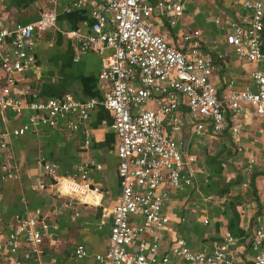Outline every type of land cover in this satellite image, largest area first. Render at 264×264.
I'll return each mask as SVG.
<instances>
[{
    "label": "crops",
    "instance_id": "crops-1",
    "mask_svg": "<svg viewBox=\"0 0 264 264\" xmlns=\"http://www.w3.org/2000/svg\"><path fill=\"white\" fill-rule=\"evenodd\" d=\"M142 1L153 3L155 0ZM180 1L183 14L175 26L169 27L162 21L168 14L165 10L151 16L156 30L171 29L175 37L183 32L199 31L203 52L216 64L211 80L220 98L232 90L253 89L251 71L261 66V62L238 58L235 48L225 39L231 25L240 24L249 15L240 1L196 0L194 5L187 0ZM202 8H207L202 12V19L213 24L208 25L210 37L184 21L186 12L190 10L194 14ZM43 12L54 15V23L45 29L36 24ZM0 18L8 26L17 22L35 23L33 67L19 75L12 88L24 102L59 98L64 93H70L78 101H96L87 118L68 114L52 127L39 125L35 131L11 136L6 147L0 150V165L8 162L18 172L16 178L0 179V264H12L16 256L5 243L16 223L15 214L35 208L51 225L40 247L42 264H100L94 256L105 250L112 220L111 214L103 217L101 213L115 203L121 190L115 154L119 138L111 127L113 114L101 104L110 88L108 80L99 78L101 57L89 49H80L84 36L91 32L89 9L75 7L71 0H0ZM9 42L10 37L6 43ZM109 50L105 49L104 53ZM218 53H221L219 58ZM151 106L150 102L146 104L147 108ZM222 109L229 125H240L238 141L227 130L213 132L210 125L202 133H195L186 119V106L178 109L182 129L173 132L194 169V178L191 185L181 183L169 189V196L162 204L169 220L154 235H144L149 242L157 241L159 253L170 254L171 264H182L170 253L177 239H183L190 251L209 252L223 240L226 231L230 232L233 240L229 250L235 255L234 264H251L254 253L261 248L253 245V230L258 219L264 220L261 208L264 204V119L247 103H241L236 114L229 112L225 103ZM29 113L27 107L18 113L10 108L0 111V135L4 128L21 125ZM72 124L77 127L73 128ZM168 129L172 130L171 126ZM40 158L71 181L79 180L81 171L86 170L90 184L99 189L100 196L95 201L82 203L77 193L58 195L53 185L55 179L44 174L38 165ZM1 171L0 166V174ZM40 180L46 187L32 189V184ZM78 244L87 252L82 258L72 253ZM23 264H34V260H24Z\"/></svg>",
    "mask_w": 264,
    "mask_h": 264
},
{
    "label": "built area",
    "instance_id": "built-area-1",
    "mask_svg": "<svg viewBox=\"0 0 264 264\" xmlns=\"http://www.w3.org/2000/svg\"><path fill=\"white\" fill-rule=\"evenodd\" d=\"M71 1L75 7L89 9L91 32L84 36L80 49H89L101 57L99 78L110 83L101 104L113 114L111 127L119 138L115 154L121 190L115 203L101 213L103 217L111 214L112 220L108 244L101 254L94 256L95 260L100 264H171L170 254L159 253L157 241L149 242L144 235H154L169 220L162 211L169 189L181 183L191 185L194 178V169L173 132L182 129L178 109L186 106V119L195 133H202L210 125L215 133L227 130L234 141L240 139L241 127L229 125L223 103L232 114L239 112L241 103H247L264 119V0H239L249 15L240 24H232L225 34L226 42L235 48L238 58L261 62V66L251 71L255 87L232 90L222 98L211 80L216 64L203 52L199 31L183 32L175 37L171 29L157 31L151 21L153 14L158 16L159 11L165 10L168 14L162 21L169 27L175 26L183 14L180 0ZM40 16L36 23L39 28L54 23L52 13L43 12ZM214 21L217 23L219 19ZM34 30L35 23L17 22L8 26L0 18V111L10 108L18 113L24 107L31 111L21 125L2 130L0 150L11 136L35 131L39 125L52 127L68 114L85 119L96 104L94 99L78 101L70 93L24 102L13 91L19 75L33 67ZM107 48L109 52L104 53ZM148 102L152 103L150 108L146 107ZM40 111L45 116L37 115ZM38 165L44 174L55 179L53 185L58 195L77 193L82 203L100 196L99 189L90 184L86 170L81 171L79 180L71 181L42 158ZM0 166L1 180L18 177L17 169L10 163ZM45 185L40 180L31 188L44 189ZM261 208L264 211V204ZM15 218L16 223L5 239L9 251L16 253L12 264H23L30 258L34 264H42L40 247L51 225L38 208L15 214ZM232 240V234L226 231L223 240L211 251L194 252L183 239H177L170 253L182 264H234L235 255L229 250ZM253 245L261 248L254 253L251 264H264L263 219H258L254 226ZM72 253L76 258L87 254L82 244L75 245Z\"/></svg>",
    "mask_w": 264,
    "mask_h": 264
},
{
    "label": "rangeland",
    "instance_id": "rangeland-1",
    "mask_svg": "<svg viewBox=\"0 0 264 264\" xmlns=\"http://www.w3.org/2000/svg\"><path fill=\"white\" fill-rule=\"evenodd\" d=\"M189 3H196V0H187ZM207 11V8H202L199 9L196 13L192 14L191 11L189 10L188 12H186V18L184 19V21L186 22V24L192 28H197L199 30H201V34L207 37H210L211 31L208 30V25H213L212 23H206L208 21H205L202 19V12ZM194 12V11H193ZM211 12V11H210ZM195 15V16H194ZM201 17V20H200Z\"/></svg>",
    "mask_w": 264,
    "mask_h": 264
}]
</instances>
